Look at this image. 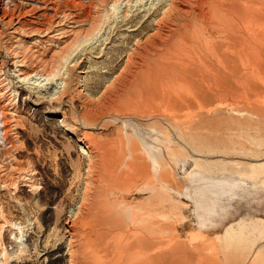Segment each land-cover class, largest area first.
<instances>
[{
	"label": "rangeland",
	"instance_id": "rangeland-1",
	"mask_svg": "<svg viewBox=\"0 0 264 264\" xmlns=\"http://www.w3.org/2000/svg\"><path fill=\"white\" fill-rule=\"evenodd\" d=\"M135 1L115 7L110 0H0V21L13 15L26 27L14 33L15 23L0 22L1 77L17 74L11 64L16 54L27 60L28 73L67 84L64 94L56 95L58 88L47 94L42 84L14 82L0 99V264L70 263L67 224L77 220L84 196L92 191L88 144L99 147L114 139L124 148L134 143L153 178L125 202L129 211L143 205L162 210L165 224L175 225L181 240L209 231L213 247L225 244L227 264H264V65L257 77L235 82L242 84V99L227 98L210 111L183 109L174 119L100 115L125 56L135 40L151 32L154 13L164 5L163 0ZM89 12H97L96 25H73L77 36L63 48L35 31L72 26L68 14ZM180 90L170 93L175 97ZM7 99L11 105L2 107ZM22 174L29 187L21 186ZM78 227L82 233L91 228Z\"/></svg>",
	"mask_w": 264,
	"mask_h": 264
},
{
	"label": "bare ground",
	"instance_id": "bare-ground-1",
	"mask_svg": "<svg viewBox=\"0 0 264 264\" xmlns=\"http://www.w3.org/2000/svg\"><path fill=\"white\" fill-rule=\"evenodd\" d=\"M133 1L110 0L115 7H125ZM163 4L154 13L158 15L151 32L135 40L122 70L114 83L110 82V89L107 87L100 115L142 113L174 119L183 109L210 111L209 106L214 103L242 96L239 91L242 84L235 82L260 73L257 69L264 65V0H163ZM96 13L89 12L83 17L68 14L72 26L56 25L53 31L49 27L35 31L59 40L63 48L70 38L73 41L77 36L73 35V25L80 22H87L89 27L96 25ZM1 20L2 24L15 23L14 33L26 31L13 15ZM12 59L11 64L18 67L17 74L3 78L0 71V99L7 97L8 91L19 82L42 84L47 94L57 88L53 94H64L66 83L59 85L47 74L43 77L34 71L28 73L24 57L15 54ZM175 88L183 93L173 97L170 92ZM9 100L2 107L11 105ZM62 126L76 140H82L79 132L66 123ZM114 140L99 147L88 144L87 174L92 191L84 196L77 220L67 224L69 264H227L225 244L213 247L209 231L189 241L181 240L177 227L165 224L162 210L149 211L144 205L137 212L126 208L125 202L148 187L153 178L134 143L124 148ZM18 178L21 186H30L26 184L29 179L26 174ZM142 201L136 203L143 204ZM119 206L125 210L124 216ZM82 224L90 225V230L82 233L78 227ZM3 252L5 255L6 250Z\"/></svg>",
	"mask_w": 264,
	"mask_h": 264
}]
</instances>
